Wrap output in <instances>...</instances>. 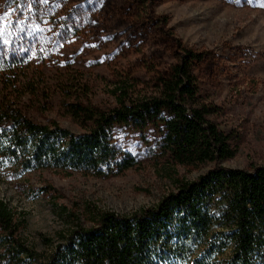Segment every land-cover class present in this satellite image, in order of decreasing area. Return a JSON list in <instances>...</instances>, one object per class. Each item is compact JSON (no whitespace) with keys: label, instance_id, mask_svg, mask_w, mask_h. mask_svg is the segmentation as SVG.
I'll use <instances>...</instances> for the list:
<instances>
[{"label":"rangeland","instance_id":"rangeland-1","mask_svg":"<svg viewBox=\"0 0 264 264\" xmlns=\"http://www.w3.org/2000/svg\"><path fill=\"white\" fill-rule=\"evenodd\" d=\"M262 5L264 0H0V104L80 135L84 129L73 120L72 106L113 108L119 88L150 93L160 76L193 52L202 55L193 63L202 102L219 109L215 119L236 148L223 166L251 171L264 166ZM163 137L160 123L116 125L114 140L136 166L103 177L23 170L0 161V200L15 215L16 238L45 255L78 225L93 227L99 211L129 215L154 206L176 189L174 174L195 181L212 167L174 164Z\"/></svg>","mask_w":264,"mask_h":264},{"label":"trees","instance_id":"trees-1","mask_svg":"<svg viewBox=\"0 0 264 264\" xmlns=\"http://www.w3.org/2000/svg\"><path fill=\"white\" fill-rule=\"evenodd\" d=\"M201 59L187 51L150 93L117 89L113 108L72 106L80 135L0 104V161L23 170L122 173L136 160L116 144L115 126L159 123L174 164H212L195 181L174 174L176 189L154 206L129 215L99 211L93 227L78 225L45 255L16 238L15 215L0 200V264H264V166H223L236 148L215 119L219 109L199 95L193 63Z\"/></svg>","mask_w":264,"mask_h":264},{"label":"snow or ice","instance_id":"snow-or-ice-1","mask_svg":"<svg viewBox=\"0 0 264 264\" xmlns=\"http://www.w3.org/2000/svg\"><path fill=\"white\" fill-rule=\"evenodd\" d=\"M262 6H264V5H262ZM5 43H7V41H5Z\"/></svg>","mask_w":264,"mask_h":264}]
</instances>
